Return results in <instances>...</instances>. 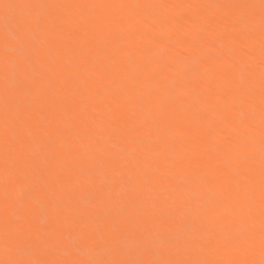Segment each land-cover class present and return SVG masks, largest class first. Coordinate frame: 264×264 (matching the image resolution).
<instances>
[{
	"label": "bare ground",
	"instance_id": "obj_1",
	"mask_svg": "<svg viewBox=\"0 0 264 264\" xmlns=\"http://www.w3.org/2000/svg\"><path fill=\"white\" fill-rule=\"evenodd\" d=\"M21 17L45 21L26 90ZM262 210L261 0H0V261L259 264Z\"/></svg>",
	"mask_w": 264,
	"mask_h": 264
},
{
	"label": "snow or ice",
	"instance_id": "obj_2",
	"mask_svg": "<svg viewBox=\"0 0 264 264\" xmlns=\"http://www.w3.org/2000/svg\"><path fill=\"white\" fill-rule=\"evenodd\" d=\"M262 6H264V0H261ZM5 8L9 7H25L23 5L17 6H9L7 4L4 5ZM31 7V6H29ZM45 24V21L42 18H29V17H21L17 20L16 26L17 30L13 34V37L16 42V48H6V51L15 53L11 60L8 61V66L14 70V82L18 88L26 90V78L28 75H32L37 73L38 65L36 62V58L38 56V52L36 50L35 44L32 41V36L34 35V31L38 32L41 30V26ZM34 26V28H33ZM41 102L50 103L51 98L41 97ZM32 97H26L25 103L27 105H31ZM7 165L10 168H16L17 161L13 157H9L6 161ZM87 173V169L85 170ZM26 199H31V190H28L24 193ZM264 211V210H262ZM41 222L44 224H48L50 222L49 212L47 209H44L41 213ZM177 217L172 215L169 217L170 222L176 223ZM81 233H85L88 229V225L81 218L77 217L74 220ZM126 225L124 223L117 224L107 217L99 218L97 228L100 231L101 236L110 234L117 230H124ZM243 225H237V231L241 230ZM262 233H264V225H262ZM32 234V225L30 223H26L23 227L19 229V231L13 229L8 235H10L14 240L19 239H28ZM54 233H49L51 237ZM128 246L127 240H121L120 247L126 248ZM261 260L259 264H264V235H262L261 239ZM21 255L30 254V247L25 245L18 249ZM0 264H252L247 260L244 261H222V260H161V261H141V260H107V261H47V260H24V259H6L0 261Z\"/></svg>",
	"mask_w": 264,
	"mask_h": 264
}]
</instances>
